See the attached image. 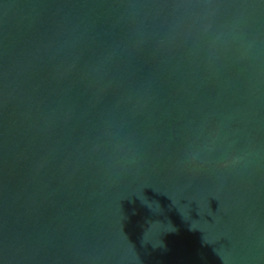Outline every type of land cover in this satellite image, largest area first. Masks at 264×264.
Segmentation results:
<instances>
[{
    "label": "water",
    "instance_id": "obj_1",
    "mask_svg": "<svg viewBox=\"0 0 264 264\" xmlns=\"http://www.w3.org/2000/svg\"><path fill=\"white\" fill-rule=\"evenodd\" d=\"M0 264H264V0H0Z\"/></svg>",
    "mask_w": 264,
    "mask_h": 264
}]
</instances>
